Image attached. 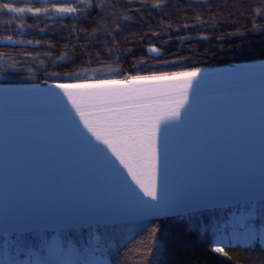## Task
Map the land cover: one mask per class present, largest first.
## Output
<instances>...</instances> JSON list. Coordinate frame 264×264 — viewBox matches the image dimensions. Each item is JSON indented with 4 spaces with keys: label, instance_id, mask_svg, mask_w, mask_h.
Returning <instances> with one entry per match:
<instances>
[{
    "label": "snow or ice",
    "instance_id": "snow-or-ice-1",
    "mask_svg": "<svg viewBox=\"0 0 264 264\" xmlns=\"http://www.w3.org/2000/svg\"><path fill=\"white\" fill-rule=\"evenodd\" d=\"M4 11L49 9L0 3ZM76 11L56 8L57 13ZM0 94L13 138L23 132L42 162L79 181L56 211L6 210L0 264H108L97 235L102 228L130 220L144 227L152 218L201 209L230 213L213 226L214 238L205 241L212 252L223 254L234 242L264 241V196L257 201L255 177L250 174L243 186L221 187L196 165L226 130H244L251 142L257 110L264 138V64L244 65L216 81L205 80L197 68L123 80L53 82L46 88H0ZM158 232L160 227L153 226V244ZM160 239L169 244L166 234Z\"/></svg>",
    "mask_w": 264,
    "mask_h": 264
},
{
    "label": "trees",
    "instance_id": "trees-1",
    "mask_svg": "<svg viewBox=\"0 0 264 264\" xmlns=\"http://www.w3.org/2000/svg\"><path fill=\"white\" fill-rule=\"evenodd\" d=\"M0 3L49 9L0 12L1 84L123 80L264 60V0ZM65 6L77 11L56 12ZM227 214L228 209H201L183 217L152 218L144 227L130 220L99 233L111 255L110 264H264L260 243L225 247L223 254L211 251L205 241L213 239V226ZM153 226L161 229L156 244L151 242ZM165 234L168 245L160 239Z\"/></svg>",
    "mask_w": 264,
    "mask_h": 264
},
{
    "label": "water",
    "instance_id": "water-1",
    "mask_svg": "<svg viewBox=\"0 0 264 264\" xmlns=\"http://www.w3.org/2000/svg\"><path fill=\"white\" fill-rule=\"evenodd\" d=\"M197 89L199 91L200 87ZM76 118L79 120L78 115ZM196 165L203 170L209 181L221 187L237 184L243 186L248 176L253 175L255 196L261 199L264 196V138L260 132L259 111L251 142L244 130L236 133L226 130L222 140L214 142L213 150L197 160ZM78 187L79 181L70 173L60 168H50L42 162L31 151V145L23 132L13 138L6 123L5 112L0 111V234H3L5 212L10 206L20 212L56 211L71 198Z\"/></svg>",
    "mask_w": 264,
    "mask_h": 264
},
{
    "label": "bare ground",
    "instance_id": "bare-ground-1",
    "mask_svg": "<svg viewBox=\"0 0 264 264\" xmlns=\"http://www.w3.org/2000/svg\"><path fill=\"white\" fill-rule=\"evenodd\" d=\"M260 64H264V61H254L251 63H246V64H239V65H235V66H227V67H217L214 69H207V70H202V77L205 80L208 81H216L219 80L223 77H225L229 72H231L232 70H235L239 67H242L244 65H260ZM36 86H39L40 88H46L48 86H40V85H0V88H4V89H31L34 88ZM197 87H200L199 85ZM54 91L59 92V89H53ZM65 102L68 104V107H71L70 102L67 101V98L64 97ZM4 110V100H3V96L2 94H0V111ZM240 243L246 244V245H250L251 243H247V242H243L241 241Z\"/></svg>",
    "mask_w": 264,
    "mask_h": 264
},
{
    "label": "rangeland",
    "instance_id": "rangeland-1",
    "mask_svg": "<svg viewBox=\"0 0 264 264\" xmlns=\"http://www.w3.org/2000/svg\"><path fill=\"white\" fill-rule=\"evenodd\" d=\"M227 215H230V213L227 214ZM97 235L100 237V241H101L102 246L106 249L105 258L107 259L108 264H110V262H111V255H110V253H109V250H108V248L104 245V243H103V241H102L101 234L98 232ZM213 238H214V236H213ZM0 243H2V241H0ZM257 243H260L262 246H264V241H253V242H251L250 245L255 246ZM238 244L245 245V244L240 243V242H239V243H235V242H234L231 246L238 245Z\"/></svg>",
    "mask_w": 264,
    "mask_h": 264
}]
</instances>
